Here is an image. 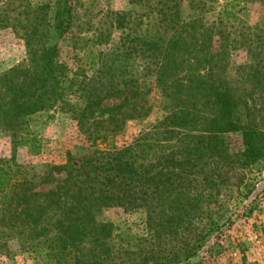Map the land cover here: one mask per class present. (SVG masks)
Instances as JSON below:
<instances>
[{
    "label": "trees",
    "instance_id": "trees-1",
    "mask_svg": "<svg viewBox=\"0 0 264 264\" xmlns=\"http://www.w3.org/2000/svg\"><path fill=\"white\" fill-rule=\"evenodd\" d=\"M249 2L264 4L191 0L189 16L180 1L148 4L138 29L133 14L109 7L91 21L81 0H0V29H15L27 49L0 72V130L39 153L37 123L63 112L91 143L43 174L0 160V238L16 239L33 264H217L241 214L232 207L247 219L256 210L244 200L264 161V22L244 17ZM64 41L73 61L62 59ZM238 49L246 63H233ZM150 70L165 115L118 147L127 123L153 110L140 81ZM111 207L145 213L146 233L98 221ZM240 264L257 263L243 252Z\"/></svg>",
    "mask_w": 264,
    "mask_h": 264
},
{
    "label": "rangeland",
    "instance_id": "rangeland-1",
    "mask_svg": "<svg viewBox=\"0 0 264 264\" xmlns=\"http://www.w3.org/2000/svg\"><path fill=\"white\" fill-rule=\"evenodd\" d=\"M38 2L39 0H31ZM167 0H81V3L91 5L88 15L93 22L102 18L103 9L108 7L116 12L126 11L133 14L134 27L138 29L146 28L148 4L164 3ZM183 3L184 16L192 15L188 4L191 0H176ZM203 3L209 0H200ZM20 2V1H19ZM2 3V2H1ZM0 3V4H1ZM18 3V1H17ZM16 7V0H14ZM83 12L78 15L82 16ZM145 13V14H144ZM11 15L16 17V9ZM216 14L208 15L213 19ZM244 17L251 25L264 22V4L261 2H249L244 10ZM85 33V32H84ZM120 31H116L113 36V42L116 44L121 36ZM220 39L216 38L214 48L219 50L221 47ZM26 45L21 35L17 34L13 28L0 29V72L8 71L11 68L21 64L26 58ZM61 56L65 61H73L74 53L70 43L64 41L61 45ZM82 57V54H81ZM84 57V56H83ZM248 60L247 52L244 49H238L233 52L232 61L234 64L246 63ZM141 71V70H140ZM140 81L144 87L152 90L151 101L154 105L149 117L143 121H129L125 129L116 137L115 143L122 147L126 143H131L133 138L146 129L150 124L155 123L164 117L165 112L161 108L162 101L161 90L156 85V73L150 70L147 74L142 71ZM42 139V149L39 153H32L29 148L17 144L14 141L13 134L9 131L0 130V160L10 162L14 167L16 165L26 167L31 173L43 174L52 165L65 164L68 160V153L82 155L91 143L86 142V136L80 131L78 122L70 113L59 112L51 118L44 117L37 123ZM231 145L236 150L243 148L242 139L239 135H231ZM103 149V145H98ZM253 175L257 176L256 190L249 200H244L246 204L254 201L256 206L254 214L247 219L241 216L243 213L238 207L233 206L232 211L236 216L233 226L227 230L226 236L230 248L225 255L217 259V264H240L243 252L251 263L264 264V161L256 166ZM146 214L141 211L129 212L121 207H111L104 209L98 216L100 222L113 223L119 231L131 234L146 233L145 225ZM3 247L0 249V264H33L34 259L29 253H23L19 242L16 239L7 240L0 238ZM243 243V244H242ZM245 249V251L240 250ZM237 246V247H235Z\"/></svg>",
    "mask_w": 264,
    "mask_h": 264
}]
</instances>
